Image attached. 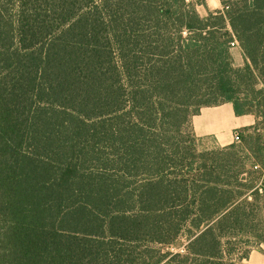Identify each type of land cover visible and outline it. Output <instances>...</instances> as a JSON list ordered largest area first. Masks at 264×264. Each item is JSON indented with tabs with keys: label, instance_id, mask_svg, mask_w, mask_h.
I'll return each instance as SVG.
<instances>
[{
	"label": "trees",
	"instance_id": "obj_1",
	"mask_svg": "<svg viewBox=\"0 0 264 264\" xmlns=\"http://www.w3.org/2000/svg\"><path fill=\"white\" fill-rule=\"evenodd\" d=\"M220 1L0 0V264H236L264 243V0ZM227 101L255 116L249 154L191 162L188 115Z\"/></svg>",
	"mask_w": 264,
	"mask_h": 264
},
{
	"label": "rangeland",
	"instance_id": "obj_2",
	"mask_svg": "<svg viewBox=\"0 0 264 264\" xmlns=\"http://www.w3.org/2000/svg\"><path fill=\"white\" fill-rule=\"evenodd\" d=\"M197 2V10L202 16H207L209 12H215L220 10L223 7V4L219 0H194ZM234 63L238 66H242L244 64V55L241 49L238 48H232L231 49ZM239 97H244V95H238ZM193 108L192 110H194ZM192 115V114H191ZM191 115H188V122L185 123L183 126L182 131L177 135V142L180 144V146L186 150V152L189 153V156L191 157V162L194 160L193 157L199 155L200 153H206L205 159L207 162H210V159L212 157H215L218 155L217 152L223 150L221 153L225 154H234L238 153L239 155L245 156L249 154V145L253 144L252 142L248 145L244 140L243 137L246 135H252L254 136V133L251 129L248 130V128H244L241 131L242 133V140L241 142H233L229 145L221 146L216 144L212 138H200L197 137L191 126L190 118ZM254 141V140H253ZM255 142V141H254ZM225 148H229L227 150H224ZM215 151V152H214ZM246 159V168L251 169L252 168V162L253 160ZM189 162V160H188ZM247 179H250V175L246 174L244 175ZM244 240V243L242 244L243 247H240L238 251L236 252V264H257L260 260L264 261V243H258L254 239L246 241V239H242V242ZM186 243L185 238H181L179 242L177 243V248H173L172 250H180L182 249L183 245ZM162 248H165V246H161ZM245 250H248V256L247 257H240L244 254ZM264 264V263H263Z\"/></svg>",
	"mask_w": 264,
	"mask_h": 264
},
{
	"label": "crops",
	"instance_id": "obj_3",
	"mask_svg": "<svg viewBox=\"0 0 264 264\" xmlns=\"http://www.w3.org/2000/svg\"><path fill=\"white\" fill-rule=\"evenodd\" d=\"M232 48L241 49L239 45ZM254 123L255 116L253 114H236L234 104L230 101L217 105L203 106L191 118L192 130L197 137L212 138L216 144L221 146L234 142L233 133L235 130L240 131ZM263 263L264 261L262 260L257 262V264Z\"/></svg>",
	"mask_w": 264,
	"mask_h": 264
},
{
	"label": "built area",
	"instance_id": "obj_4",
	"mask_svg": "<svg viewBox=\"0 0 264 264\" xmlns=\"http://www.w3.org/2000/svg\"><path fill=\"white\" fill-rule=\"evenodd\" d=\"M233 46H236L238 45L237 42H233L232 43ZM233 139H234V142H241L242 140V134L239 130H235L234 133H233Z\"/></svg>",
	"mask_w": 264,
	"mask_h": 264
}]
</instances>
